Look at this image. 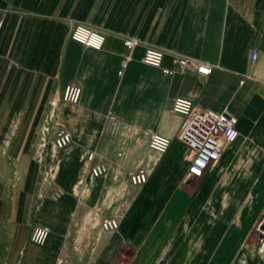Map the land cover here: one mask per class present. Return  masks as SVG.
<instances>
[{
	"label": "crops",
	"instance_id": "crops-1",
	"mask_svg": "<svg viewBox=\"0 0 264 264\" xmlns=\"http://www.w3.org/2000/svg\"><path fill=\"white\" fill-rule=\"evenodd\" d=\"M77 23L103 46L73 40ZM148 47L161 66L143 62ZM175 55L212 70L165 74ZM69 83L77 103L63 99ZM177 96L237 119L199 177L176 135ZM61 127L71 141L58 147ZM151 131L171 140L159 156ZM140 164L151 170L136 186ZM263 210L264 0H0V264H264L253 243ZM104 216L118 227L102 230ZM38 225L42 243L30 238Z\"/></svg>",
	"mask_w": 264,
	"mask_h": 264
},
{
	"label": "built area",
	"instance_id": "built-area-1",
	"mask_svg": "<svg viewBox=\"0 0 264 264\" xmlns=\"http://www.w3.org/2000/svg\"><path fill=\"white\" fill-rule=\"evenodd\" d=\"M71 38L85 47L100 49L103 46L105 36L96 28L84 23H77L72 28ZM124 44L132 48L138 44L135 37H127ZM258 51L251 50L250 60L255 61ZM163 52L160 49L148 47L142 57L143 62L161 66ZM174 67L163 68L165 74L174 71L185 72L194 70L198 74L207 75L211 72L212 66L203 61H197L186 56H173ZM81 94V87L76 83H69L63 92V99L71 103H77ZM172 110L179 113L182 118L177 131V138L185 145L187 153L190 155L187 171L194 177L201 176L205 170L216 162L223 150L229 146L238 136L236 128L237 119L235 116L225 111H214L203 109L193 103L189 98L177 96L173 99ZM71 141L70 132L61 127L56 131L54 142L56 146L63 147ZM170 138L151 131L147 136L148 146L159 156L165 153L170 145ZM94 151L88 153V160L94 159ZM91 172L99 175L105 170L101 162L93 163ZM151 170L149 164H140L129 172V180L133 185L143 184ZM262 219L258 223V229L264 220V210ZM99 226L104 231H112L118 227V220L113 216H104L99 219ZM264 228V226H263ZM264 233V230H262ZM49 233V228L44 225L35 226L31 233V240L35 243H42ZM264 246V242L262 243ZM56 264H63V260L58 259Z\"/></svg>",
	"mask_w": 264,
	"mask_h": 264
},
{
	"label": "rangeland",
	"instance_id": "rangeland-1",
	"mask_svg": "<svg viewBox=\"0 0 264 264\" xmlns=\"http://www.w3.org/2000/svg\"><path fill=\"white\" fill-rule=\"evenodd\" d=\"M262 215H263V214H262ZM261 219H262V216H261V218H260V221H261ZM263 226H264V220H263L262 226L259 227L258 230H256V235H255V238H254V241H253V243H254V245H255L257 251H258L262 256H264V246L262 245V243L264 242V233H263V231H262V230H264Z\"/></svg>",
	"mask_w": 264,
	"mask_h": 264
}]
</instances>
